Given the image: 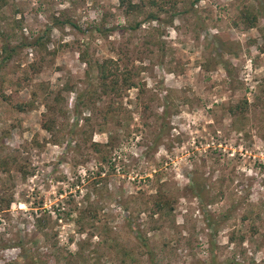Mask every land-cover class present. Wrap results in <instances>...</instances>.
Segmentation results:
<instances>
[{"label": "rangeland", "instance_id": "obj_1", "mask_svg": "<svg viewBox=\"0 0 264 264\" xmlns=\"http://www.w3.org/2000/svg\"><path fill=\"white\" fill-rule=\"evenodd\" d=\"M132 2L0 0V264H264V0Z\"/></svg>", "mask_w": 264, "mask_h": 264}, {"label": "trees", "instance_id": "obj_2", "mask_svg": "<svg viewBox=\"0 0 264 264\" xmlns=\"http://www.w3.org/2000/svg\"><path fill=\"white\" fill-rule=\"evenodd\" d=\"M119 4L121 7H125L126 13L131 14L133 11H135L138 7L137 4H133L132 0H119ZM259 14L264 19V6H261V10L257 11V16L251 14V11H247V22L249 23V26L255 25V22L257 18L259 17ZM252 15V16H251ZM152 20H157L158 18H155L154 16H151ZM173 17V15H171ZM6 51V48H4ZM112 62L107 61L103 62V64H98L96 66L97 70V81L99 88L101 90V93L104 96L108 95H119V93L125 88V90L130 89L132 86H135V84L132 81V74L128 73L125 74L123 78H121L122 74L118 72L117 68L112 69L111 67ZM226 69V68H225ZM189 190L192 192L194 198H196L201 204V209L203 210V214L206 215L205 208L208 206L207 204H204V188H201L198 186V183L195 180H192L191 183L188 185ZM9 206V204H8ZM156 212H162L165 209L171 208V203L168 200V197L165 195H161V197L156 199L155 202ZM209 227L211 224H208ZM131 232H133V235L136 238H139L141 241V245L143 248L147 247V244L144 239L140 238V230L138 227H131L130 224L128 225Z\"/></svg>", "mask_w": 264, "mask_h": 264}]
</instances>
